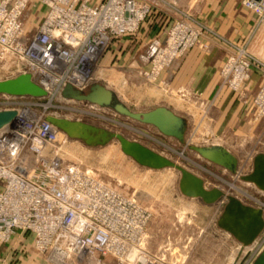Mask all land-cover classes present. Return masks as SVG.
Masks as SVG:
<instances>
[{
    "label": "built area",
    "instance_id": "built-area-1",
    "mask_svg": "<svg viewBox=\"0 0 264 264\" xmlns=\"http://www.w3.org/2000/svg\"><path fill=\"white\" fill-rule=\"evenodd\" d=\"M163 3L166 2L0 0V79L1 73L7 78L27 72L46 90L42 97L0 94V109L17 111L14 121L0 128V245L17 232H27L44 264H186L192 236L168 232L155 247L149 225L151 210L135 193L112 185L91 168L68 159L64 148L71 138L46 119L54 115L81 120L64 110L100 116V111L107 108L63 97L62 88L70 84L86 90L99 82V75L110 67L104 58L110 55L109 64L123 49L112 48L115 40L135 35L154 7L164 9ZM243 4L260 15L264 10V0H244ZM170 5L168 10L176 17L163 39L149 44L151 51L140 56V64L132 62L136 64V74L148 81L160 77L185 51L202 44L191 12L176 3ZM30 8L40 16L38 21L29 20L31 25L23 18ZM246 64L227 57L222 74L226 78L234 69L230 86L237 87L247 77ZM254 104L257 120L264 115V85ZM244 160L245 168L242 163L235 168L232 179H238L231 181L251 188L254 196L242 192L252 201H243L229 192L235 185L227 190L212 186L224 193L215 202L217 218L228 195L260 208L264 218V191L242 179L252 171L253 157L247 154ZM192 219L189 216L184 223L190 225ZM215 227L221 230L216 221ZM182 240L185 245L180 251ZM253 242L247 264L264 247V228Z\"/></svg>",
    "mask_w": 264,
    "mask_h": 264
},
{
    "label": "rangeland",
    "instance_id": "rangeland-1",
    "mask_svg": "<svg viewBox=\"0 0 264 264\" xmlns=\"http://www.w3.org/2000/svg\"><path fill=\"white\" fill-rule=\"evenodd\" d=\"M164 1V9L154 7L135 35L115 40L112 48L118 46L117 50L120 47L123 49L109 64L110 55L104 58L103 62L110 67L103 75H99L97 81L115 91L118 98L132 110L145 111L164 105L184 117V142L161 134L154 126L123 117L108 108L100 111L106 118L77 111L64 110L63 113H71L74 118L79 117L83 121L121 133L201 176L204 186H220L227 190L233 180L231 171L203 158L189 145H220L226 148L238 160L236 169L241 163L245 168L244 159L247 154L253 157L257 152H264V115L255 120L257 109L254 104L259 89L264 85V10L260 15L248 9L243 4L244 0ZM208 2L210 4L206 6ZM172 3L189 10L201 32L202 44L198 43L185 51L168 67L179 70L183 65L185 73H181L180 77L185 78L187 84L183 85L181 92L170 87L162 74L148 81L135 71L136 64L141 63L140 56L150 53L149 44L154 39L159 40V35L175 19L176 15L168 10ZM211 6L214 12L206 9ZM227 7L228 10L225 9ZM30 12V9L25 11L24 20L31 15ZM33 19H38V16ZM186 21L190 22L187 18ZM222 24L225 31L220 29ZM227 57L247 63V77L237 87L229 84L233 78V68L226 78L222 74V65ZM4 75L1 73L2 78ZM194 81H201L203 86L212 85L213 89L207 94L197 93L192 89ZM1 101L0 106L3 105ZM64 151L68 159L91 168L103 180L124 191L135 193L139 201L152 212L149 225L155 247L166 233L181 232L183 237L192 236V241H197L195 258L190 264H202L204 254L199 246L208 232L216 230L215 221L219 214L217 203L207 205L196 198L182 195L178 188L177 170L168 166L154 169L140 165L122 152L116 139L104 144H87L80 139H71ZM233 185L238 189L231 188L229 192L238 195L243 201H252L242 192L245 190L254 196L251 188L237 181ZM189 216L193 219L187 225L184 220ZM178 218L181 220L178 221ZM173 224L177 226L176 230ZM20 236L16 240L12 237L9 242L0 245V264H22L24 258L34 252L30 235L25 232ZM229 240L220 244L221 247H212L216 253L215 261L204 263L234 264L241 258L239 244L235 246L232 237ZM210 243L217 244V241L211 238ZM183 245L184 240L179 243L180 251L184 249ZM34 257H38L37 260L41 258L38 254ZM230 258H233V262ZM186 264H189L188 260Z\"/></svg>",
    "mask_w": 264,
    "mask_h": 264
},
{
    "label": "water",
    "instance_id": "water-1",
    "mask_svg": "<svg viewBox=\"0 0 264 264\" xmlns=\"http://www.w3.org/2000/svg\"><path fill=\"white\" fill-rule=\"evenodd\" d=\"M0 94L29 95L42 97L46 90L37 84L30 73L23 72L12 77L0 79ZM61 95L75 100H85L101 107L109 108L123 117L154 126L166 136H173L184 142L185 118L176 114L164 105L141 111L132 110L123 103L112 89L101 82H94L86 90H79L66 84ZM17 111L12 108L0 109V128L12 123ZM46 119L65 133L71 139H80L87 144H104L112 139L119 142L122 152L143 166L159 169L172 167L179 173L178 188L182 195L199 199L204 204H213L223 191L217 187L206 188L204 179L179 163L157 153L146 145L130 140L118 132L110 131L95 124L69 119L61 116L47 115ZM203 158L214 162L233 172L237 165V158L220 145L200 146L189 145ZM243 180L253 182L264 191V152H257L253 156L252 171L242 177ZM219 229L228 233L235 241L243 246L250 245L264 228L263 213L260 208L243 203L233 195L227 196V201L216 220ZM251 264H264V247L256 255Z\"/></svg>",
    "mask_w": 264,
    "mask_h": 264
},
{
    "label": "crops",
    "instance_id": "crops-1",
    "mask_svg": "<svg viewBox=\"0 0 264 264\" xmlns=\"http://www.w3.org/2000/svg\"><path fill=\"white\" fill-rule=\"evenodd\" d=\"M209 4H210V2H208L206 4V6H208ZM206 9L207 10H211L212 9L213 12H214V8L212 6L210 8H206ZM225 9L228 10L229 8L227 7ZM30 10H31V12H30L31 15H29V17L26 18V20H25L26 23H29V20H31L34 17L37 18V16H38V14L35 12V9L30 8ZM216 10H217V8L215 9V11ZM36 20L37 21L40 20V16H38V19H36ZM220 29L222 31H225L226 28H224V24H222L220 26ZM163 37H164V33H161L159 35V39L161 40V39H163ZM185 62H188V61L185 60ZM184 71L185 70H184L183 65L180 67L179 70H177V69L171 70L170 68H168V69H166L162 73V77L165 80H168L169 86L172 87V88H174L175 91L178 90L179 92H181V91H183V87H184L183 85L184 84H187V81L185 80V78L180 77L181 73H185ZM192 86H193L192 89H194L197 93L198 92H201L203 94L210 93L212 91V89H213V86L212 85L211 86L210 85L203 86L201 81H194V82H192ZM179 220H181V219H179ZM22 233H24V232H17V233H15L13 235V239L16 240L17 238H20L21 237L20 235H22ZM211 238H214L217 241V244H211L210 243ZM229 239H230V237L228 236V234H226L225 232H223L221 230H213L211 232H208L206 234L205 238H203L201 240L200 246H199L200 247L199 249H201L200 251H202V254H204L202 256L203 259L201 260L202 261L201 263L202 264H205L207 262H214L215 261V257H216L215 256L216 253L213 252L212 247L214 248L217 245L219 247H221L220 244L229 242L230 241ZM30 240H31V238H30ZM196 243H197V241L194 240V241H191L188 244L187 250H189L188 251L189 257H188L187 260H188L189 264H190L191 260L193 261L194 258H195V254H196V252H195V246H196ZM207 243H209V245ZM237 245H238V243L236 242V245L235 246H237ZM217 249H219V248L217 247ZM33 255L34 256H37V253L34 251L27 258H24L22 264H44V261H43L42 257L41 258L39 257V259L37 260L36 258H38V257H34ZM182 258L184 259L185 257L182 256Z\"/></svg>",
    "mask_w": 264,
    "mask_h": 264
},
{
    "label": "bare ground",
    "instance_id": "bare-ground-1",
    "mask_svg": "<svg viewBox=\"0 0 264 264\" xmlns=\"http://www.w3.org/2000/svg\"><path fill=\"white\" fill-rule=\"evenodd\" d=\"M100 116L106 118L105 116H103V115H101V114H100ZM180 154H182V153H180ZM236 176H237V175H236ZM236 179H238V178L235 177V179H233V180H236ZM226 182L228 183V181H226ZM233 183H235V182H234V181H233V182L230 181L229 184H231V186L234 187ZM231 186H230V187H231ZM230 187H229V188H230ZM238 244H239V255L241 254L242 257H241V258H238V260L235 261L234 264H239L240 262H242L241 264H247V258H249V257L252 255V251L250 252V250H252V247L254 246V242H253L252 244H250V245H247V246H243V245H241L240 243H238ZM237 248H238V247H237ZM248 251H249L250 253H248ZM244 258H246V259H244ZM230 259H232V262H233V258H230ZM239 259H240V260H239ZM243 259L245 260V262L243 261Z\"/></svg>",
    "mask_w": 264,
    "mask_h": 264
}]
</instances>
